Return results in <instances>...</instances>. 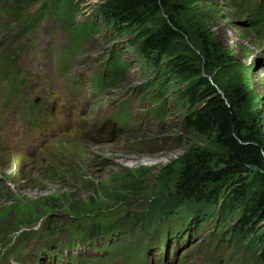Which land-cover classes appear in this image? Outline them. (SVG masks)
<instances>
[{
    "label": "rangeland",
    "instance_id": "rangeland-1",
    "mask_svg": "<svg viewBox=\"0 0 264 264\" xmlns=\"http://www.w3.org/2000/svg\"><path fill=\"white\" fill-rule=\"evenodd\" d=\"M202 1L217 42L232 59L228 76L249 88L253 97L250 111L264 138V0ZM102 3L104 0H63L68 13L56 16L57 0H0L7 10L6 14L0 12V57L6 54L15 59L25 81L6 105L8 85L0 80V264H53L56 256L71 264H96L88 259L106 250L93 240L94 235L102 229L108 231L111 225L122 226L116 236H126L129 246L143 241L151 246L143 249L144 261L125 264H154V238L174 225L171 220L177 221L172 214L163 221L155 216L147 233L126 234L123 229L130 215L133 224L139 225L140 216L155 200L162 206L175 204V198L169 196L175 163L194 142L182 123L185 109L175 107L171 93L163 104L154 94L151 85H158L159 73L129 64L122 79L91 93L94 77L102 78L97 71L129 41L128 35L106 34L100 24L94 36L80 41L78 52L60 72L64 65L59 69L58 59L70 47L72 29L93 21ZM44 7L52 15L31 27L36 11ZM8 45L19 49L17 54L7 50ZM178 51L179 47L170 53L171 61ZM119 55L124 60L126 53ZM78 80L88 92L84 97L79 95ZM178 81L183 84L186 78ZM31 107L38 120L33 118L34 125H25L20 122L21 112L27 113ZM159 110L166 115L164 124L155 116ZM117 112L122 124L106 125L118 121L114 119ZM243 178L250 194L258 192L255 172ZM237 185V177L220 185L218 204ZM191 221L197 238L177 246L174 261L241 263L240 254L247 244L244 238L229 246L226 235L217 230L219 224L214 227L197 216ZM235 223L229 220L224 230ZM90 243L96 252H91L95 249ZM57 249L60 255L54 252Z\"/></svg>",
    "mask_w": 264,
    "mask_h": 264
},
{
    "label": "trees",
    "instance_id": "trees-1",
    "mask_svg": "<svg viewBox=\"0 0 264 264\" xmlns=\"http://www.w3.org/2000/svg\"><path fill=\"white\" fill-rule=\"evenodd\" d=\"M62 1L57 0V13L55 10L53 13L56 16L68 13ZM90 1L82 0L84 3ZM0 12L7 13L1 4ZM45 15H52L46 7L36 11L31 27ZM94 17L93 21L72 29L70 47L62 50V57H59V69L61 65L65 68L72 55L78 52L80 41L95 35L97 24L105 28L106 34L128 35L129 41L123 43L103 65L109 73L107 77L99 78L95 91L99 93L104 87L122 79L129 64H141L142 71L159 73L160 82L154 88L152 81L151 86L156 97L163 100L162 104L169 101L167 96L171 93L175 107L180 111L185 109L182 123L194 139L175 163L176 177L169 192V196L175 198V204L162 206L160 200L153 201L152 208L140 216L139 225L133 224L132 215L128 216L125 225L122 224L125 233H147L155 216L163 221L174 215L177 221L171 220L174 224L171 230L181 224L186 225L197 216L214 223V227L219 224L220 229L217 226V230L226 235L229 246L245 239L251 247L246 244L241 251L240 264H264V138L250 111L253 97L249 88L228 76L232 59L217 42L203 1L104 0ZM8 46L7 50L17 54L19 49ZM178 47L180 51L171 61L170 53ZM119 52L126 53L124 60H121ZM0 60V80L7 82L10 94L4 99L6 105H10V100L25 81L21 79L23 72L15 59L4 54ZM164 60L168 62L163 63ZM64 68L60 72H64ZM7 71L8 75L5 74ZM179 78H186V81L180 84ZM33 110L21 112L20 122L37 121L38 116ZM155 116L164 124L166 115L162 110ZM250 171L259 177V190L253 194L247 191L243 178ZM236 177L239 185L230 197L218 204V187ZM229 220L236 223L226 231ZM121 228L111 225L108 231L102 229L94 238H115ZM146 247L144 241L129 246L126 236H119L111 239L107 258L99 261L106 264H125L131 259L143 261L146 258L143 249ZM54 252L58 254L59 250ZM116 259L119 261L115 262Z\"/></svg>",
    "mask_w": 264,
    "mask_h": 264
},
{
    "label": "water",
    "instance_id": "water-1",
    "mask_svg": "<svg viewBox=\"0 0 264 264\" xmlns=\"http://www.w3.org/2000/svg\"><path fill=\"white\" fill-rule=\"evenodd\" d=\"M37 102H38V99H36L35 103H37Z\"/></svg>",
    "mask_w": 264,
    "mask_h": 264
}]
</instances>
